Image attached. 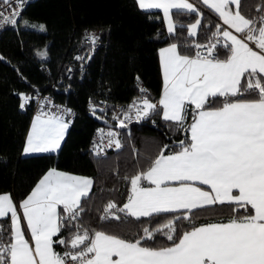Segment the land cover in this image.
Here are the masks:
<instances>
[{
    "label": "snow or ice",
    "instance_id": "obj_1",
    "mask_svg": "<svg viewBox=\"0 0 264 264\" xmlns=\"http://www.w3.org/2000/svg\"><path fill=\"white\" fill-rule=\"evenodd\" d=\"M202 2L223 25L240 35L217 26L211 38L214 42L196 44L194 56L182 55L175 43L161 49L164 86L158 105L147 98L134 100L124 119L119 120V127L126 128L133 110L135 120L140 121L159 106L164 120L183 128L191 109L192 122L183 129L190 136L180 141L179 151L168 155L161 151L147 171L130 179L131 193L118 209L137 219L181 211L183 215H174L162 228H144L143 235L134 241L100 230L90 235L72 221L83 211L81 199L88 196L92 180L53 168L19 205L32 243L25 238L10 194H0V222L10 215L7 237L0 223V264H264V16L245 18L239 11L240 0ZM27 3L0 0V5L10 9L0 11V27L17 25ZM138 6L162 10L169 34L176 29L173 10L202 16L189 0H138ZM200 25V18L188 25L189 35L195 36ZM86 39L94 45L97 38L89 34ZM38 55L43 59L47 52ZM221 55L225 58H219ZM248 95L256 98H243ZM29 99L22 95L20 107L24 108ZM95 111L93 107V114ZM64 113L71 114V109H64ZM68 127L64 114L41 110L31 123L24 153L55 152ZM99 131L103 138V130ZM107 136L109 147H121L115 139L117 133L109 131ZM142 180L149 186H142ZM225 203L244 211L228 222L192 227L176 241V221L189 219L194 209ZM115 207L109 203L103 219L114 215L111 209ZM66 228L76 229L70 241L59 236ZM160 232L173 243L161 248L142 243L155 240ZM54 244L66 249L70 244L72 250L58 253Z\"/></svg>",
    "mask_w": 264,
    "mask_h": 264
},
{
    "label": "trees",
    "instance_id": "obj_2",
    "mask_svg": "<svg viewBox=\"0 0 264 264\" xmlns=\"http://www.w3.org/2000/svg\"><path fill=\"white\" fill-rule=\"evenodd\" d=\"M192 1L202 13L195 37L188 35L187 24L196 20L197 13L174 11L176 29L169 34L161 13L141 9L136 0H33L26 4L23 19L17 25L0 29V194L10 193L17 210L43 174L55 168L91 178L89 194L81 199L83 211L72 221L90 235L100 230L134 241L143 235L144 228H162L174 215H183L181 211L137 219L118 209L130 195V179L147 171L161 151L164 154L179 151L180 141L190 136L183 129L192 122L191 109L182 128L176 122L164 120L158 106L147 119L114 129L121 147L97 156L89 151L88 144L99 124L88 115L87 104L89 100L102 98L110 111L116 104L131 101L140 85L146 89L149 100H158L162 89L159 49L175 43L181 54L194 55L196 44L208 43L216 27L223 28L199 0ZM239 11L245 18L258 19L263 16L264 0H240ZM90 28L100 30L101 43L80 76L79 63L73 62L72 57L82 45V33ZM45 51L47 57L42 59L38 53ZM70 61L71 70L67 72ZM39 92H48L72 106L76 118L69 124L56 152L24 155L33 98ZM22 95L30 98L24 108L20 107ZM105 117L111 121L108 115ZM111 123L119 126L114 121ZM109 203L116 208L114 215L105 220ZM243 211L234 210L228 203L194 209L189 219L176 221V241L192 227L230 221ZM0 223L7 237L10 216ZM75 231L66 228L59 236L70 241ZM142 243L161 248L173 241L160 232L155 240ZM54 248L58 253L72 250L70 244L67 249L58 244Z\"/></svg>",
    "mask_w": 264,
    "mask_h": 264
},
{
    "label": "built area",
    "instance_id": "obj_3",
    "mask_svg": "<svg viewBox=\"0 0 264 264\" xmlns=\"http://www.w3.org/2000/svg\"><path fill=\"white\" fill-rule=\"evenodd\" d=\"M31 1H33V0H28V3ZM0 11H5L7 13L8 11H10V9L6 5H0ZM8 26H12V25H10V24L5 25L3 27H0V29H2L4 27H8ZM89 34L94 35L97 38L94 45L89 40L86 39V35H89ZM81 38H82V45L77 50V52L74 53V55L72 57V61L73 62L77 61L79 63L80 76H83L84 69H85L86 64L89 60L88 57H90L94 53L96 48L101 43V32L99 29H92V28L86 29L82 33ZM211 42H214V41H212V39H210V41L206 44H203V46H207ZM204 50H205L204 48L200 49V51H204ZM196 51H197V48L195 47L194 53ZM78 56L84 57V59H82V60L77 59L76 57H78ZM66 70H67V72H69V70H71V61L67 65ZM141 89L146 90L142 85H140L137 95L131 101H129L127 103L116 104L115 107L110 111L108 110V108L105 105L106 101L103 100L102 98L101 99L99 98L97 100H89L88 104H87L88 111L92 112V108L94 107L96 109V111H95L96 114H98L104 118H106L105 116L108 115L111 121H114L116 124L119 125V120L124 119V115L127 112L129 105H131L134 100L139 102L142 99L147 98L146 94H145L146 91L142 92ZM150 102L157 104V100H155V101L150 100ZM64 109H71V114L64 113ZM41 110L45 113L64 114L65 121L69 124L76 118V110L72 106H70L69 104H67L65 102L56 100L54 98V96L48 92H39L33 98V104H32V108H31V116L35 117L36 115H38L40 113ZM131 115L133 116V119L130 122L126 121L127 124H130L133 122L143 121V120H140V121L135 120L134 110L131 113ZM114 117H116V119H114ZM101 129L104 132L103 138L101 137V134L99 131ZM109 131H113L116 133V131L114 129H111V128L103 126V125H99V126L95 127L93 134H92V137H91L89 144H88V149L91 153H93L94 155H97V156H103V155L107 154L109 151L117 149L115 147V144H112L111 147L108 146L110 138L107 136V133ZM115 139L119 140L118 136H116Z\"/></svg>",
    "mask_w": 264,
    "mask_h": 264
},
{
    "label": "crops",
    "instance_id": "obj_4",
    "mask_svg": "<svg viewBox=\"0 0 264 264\" xmlns=\"http://www.w3.org/2000/svg\"><path fill=\"white\" fill-rule=\"evenodd\" d=\"M200 1V3L203 5V6H205L204 4H203V2H202V0H199ZM136 2H137V4H138V0H136ZM189 2L190 3H192L196 8H197V10H198V12L199 13H201V11L199 10V8L197 7V5L192 1V0H189ZM205 7H207V6H205ZM232 8H233V11H235L236 9H235V6H231ZM208 8V7H207ZM209 9V8H208ZM143 10H145V9H143ZM152 10H154V11H159L160 13H161V15H162V18H163V24H164V27H165V30L167 31V22H166V20L164 19V16H163V11L162 10H160V9H152ZM218 19H219V17H218V15L217 14H215L214 13V11L213 10H211V9H209ZM147 11H150V10H147ZM174 11H176V10H173L172 11V19H173V12ZM202 14V13H201ZM263 16H264V12H263ZM197 18H202V16H197ZM196 18V19H197ZM196 21V20H195ZM195 21H193V22H191V23H195ZM173 22H174V24L176 25V22L174 21V19H173ZM191 23H189V24H187V33H188V35H189V32H188V25H190ZM219 24L221 25V24H223V22H222V20H220L219 19ZM223 29H228V26L227 25H223V28H222V30ZM198 30H199V28H198ZM198 30H197V32H198ZM228 30H230V31H233V34H236L235 32H234V30H232V29H228ZM168 32V31H167ZM236 35H240V34H236ZM190 36V35H189ZM196 36V35H195ZM195 36H192V37H195ZM250 43V46H252L253 48H254V50H258V49H255V47H254V45L251 43V42H249ZM171 44H167V45H165V46H163V47H161L160 49H159V64H160V70H161V78H162V89H161V93H160V97H159V99L157 100V105H158V101L160 100V98H161V96H162V94H163V86H164V82H163V70H162V65H161V60H160V50L161 49H163V48H166V47H169ZM183 55V54H182ZM194 55H195V53H194ZM194 55H189V56H194ZM219 58H221V59H223V58H225L223 55H221ZM162 109V108H161ZM34 118L35 117H32L31 118V121H30V124H29V128H28V131H27V134H26V137H25V143H24V146H23V150H24V148H25V146H26V138H27V135H28V133L30 132V126H31V123H32V121L34 120ZM190 134V133H189ZM57 151V150H56ZM55 151V152H56ZM22 153L24 154V155H30V154H25L24 153V151H22ZM31 154H36V153H31ZM168 154H171V153H168ZM168 154H165V155H168ZM51 169H53V168H51ZM51 169H49V170H51ZM49 170H47L44 174H43V176L44 175H46V173L49 171ZM56 170H58V169H56ZM58 171H61V170H58ZM61 172H64V173H66V174H71V175H76V176H80V177H85V178H89L88 176H84V175H79V174H74V173H69V172H65V171H61ZM43 176L40 178V180L43 178ZM89 179H91V178H89ZM39 180V181H40ZM38 181V182H39ZM38 182L35 184V186L32 188V190H31V192L35 189V187H36V185L38 184ZM142 186H149L148 185V182L147 181H143L142 180ZM197 186H200V187H202V189L203 190H209V188H208V186H204V185H199V184H197ZM31 192L29 193V195L31 194ZM130 193H131V187H130ZM3 194H10V193H3ZM28 195V196H29ZM10 196H11V194H10ZM27 196V197H28ZM26 197V198H27ZM11 198H12V196H11ZM25 198V199H26ZM13 200V199H12ZM14 202V201H13ZM22 203V202H21ZM20 203V204H21ZM125 203H127V201L125 202ZM15 204V203H14ZM19 204V205H20ZM19 205H18V209L19 210H17V212H18V215L21 217V225H22V229H24L25 230V238L26 239H29V241H30V243H32L31 242V240H30V232H28L27 231V229H26V221L23 219V214H22V209H20V207H19ZM62 207V206H61ZM253 214H254V212H253ZM10 216V215H9ZM226 222H228V221H226ZM211 223H220V222H211ZM207 224H210V223H206V224H201V225H199V226H203V225H207ZM199 226H197V227H199Z\"/></svg>",
    "mask_w": 264,
    "mask_h": 264
},
{
    "label": "water",
    "instance_id": "obj_5",
    "mask_svg": "<svg viewBox=\"0 0 264 264\" xmlns=\"http://www.w3.org/2000/svg\"><path fill=\"white\" fill-rule=\"evenodd\" d=\"M88 115L91 118H93L95 120V122L98 123L99 125H103V126H106V127L112 128V129H119L120 128L119 126L114 127V125L109 120H107L104 117L97 115L96 113L93 114V112H88Z\"/></svg>",
    "mask_w": 264,
    "mask_h": 264
},
{
    "label": "rangeland",
    "instance_id": "obj_6",
    "mask_svg": "<svg viewBox=\"0 0 264 264\" xmlns=\"http://www.w3.org/2000/svg\"><path fill=\"white\" fill-rule=\"evenodd\" d=\"M114 205H115V204H114ZM115 208H116V207H115ZM113 209H114V208H113ZM113 209H111V212H112V213H113V211H114Z\"/></svg>",
    "mask_w": 264,
    "mask_h": 264
}]
</instances>
